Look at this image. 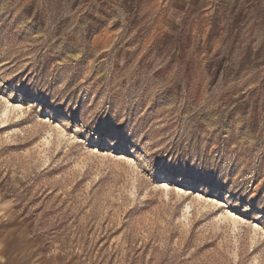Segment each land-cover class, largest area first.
I'll return each instance as SVG.
<instances>
[{"label":"rangeland","instance_id":"1","mask_svg":"<svg viewBox=\"0 0 264 264\" xmlns=\"http://www.w3.org/2000/svg\"><path fill=\"white\" fill-rule=\"evenodd\" d=\"M0 264H264V0H0Z\"/></svg>","mask_w":264,"mask_h":264}]
</instances>
